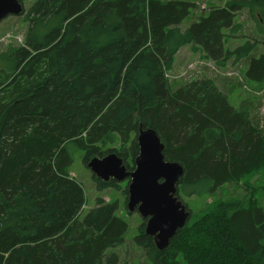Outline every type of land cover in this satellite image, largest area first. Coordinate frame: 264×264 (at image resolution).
Returning <instances> with one entry per match:
<instances>
[{
  "label": "trees",
  "instance_id": "16d2710c",
  "mask_svg": "<svg viewBox=\"0 0 264 264\" xmlns=\"http://www.w3.org/2000/svg\"><path fill=\"white\" fill-rule=\"evenodd\" d=\"M19 1L32 2L19 16L23 40L0 53V264H117L127 222L101 198L81 217L84 191L67 170L68 147L84 151L85 167L114 154L131 173L136 136L147 128L164 160L183 168L175 196L185 206L227 184L246 191L191 214L164 250L142 220L134 243L148 263L264 264V208L250 186L264 170V135L212 79L167 76L188 46L220 68L245 61V80L263 87L264 0H224L185 30L195 0ZM242 12L255 37L234 46ZM91 179L126 206L129 178Z\"/></svg>",
  "mask_w": 264,
  "mask_h": 264
},
{
  "label": "rangeland",
  "instance_id": "374dc122",
  "mask_svg": "<svg viewBox=\"0 0 264 264\" xmlns=\"http://www.w3.org/2000/svg\"><path fill=\"white\" fill-rule=\"evenodd\" d=\"M186 1L192 2V0ZM197 1V10L180 25L181 30L187 29L191 23L197 20L201 13L206 11L208 6V3H206L207 0ZM31 3V1L26 2L24 4V10H26ZM237 19L238 22L243 24L244 28L239 33L240 39L238 38L235 44L233 43L234 46L244 43L245 40L243 38L252 41L255 37L254 24L250 22L247 13L242 12L238 14ZM25 29L26 25L22 22L21 17H8L3 20L0 23V53H2L8 45L20 44L23 40ZM260 39L262 40L263 38ZM188 48V46H185L180 49L185 50ZM262 51L263 49L259 45L255 48L254 53L259 55ZM245 65L246 62L242 61L236 65L228 63L226 67L220 68L216 66L213 61L203 59L201 53L196 52V54L192 53V55H190V51L185 50L184 52H180L176 57L173 71L167 74V76L172 82L178 81L180 83H187L201 78L212 79L219 90L227 93L228 101L234 109L248 110L251 122L259 128L264 135V86L262 87L252 81L245 80ZM68 152L72 159L71 164L67 167L69 175L82 185L84 191V206L81 217L96 206L98 198H101L104 202L110 200L116 202V214L122 216L128 225V229L124 235L123 245L114 250L117 256V264H149L144 250L134 243V237L138 235L137 228L143 219L136 211L128 213L120 192L112 189L98 192L95 189L91 179V172L83 164V157L85 155L83 150L71 144L68 147ZM250 182L252 183L250 186L256 190L253 194L255 199H257L264 208V170L261 174L252 178ZM120 183L123 185V183L126 182L123 181ZM245 195L246 191L242 183L237 185L227 184L222 188L221 192H218L215 196L209 197L203 193L201 195L185 198L183 202L191 212L192 218H195L213 199L222 197L242 199Z\"/></svg>",
  "mask_w": 264,
  "mask_h": 264
},
{
  "label": "water",
  "instance_id": "95a60500",
  "mask_svg": "<svg viewBox=\"0 0 264 264\" xmlns=\"http://www.w3.org/2000/svg\"><path fill=\"white\" fill-rule=\"evenodd\" d=\"M23 11V3L19 0H0V23L8 17L21 16ZM136 140L139 154L131 173L114 154L91 159L87 168L104 182L120 183L129 178L127 211H136L145 220V234L152 237L158 250H164L191 215L175 196L183 168L164 160V145L151 128L140 129Z\"/></svg>",
  "mask_w": 264,
  "mask_h": 264
},
{
  "label": "crops",
  "instance_id": "0c3cea01",
  "mask_svg": "<svg viewBox=\"0 0 264 264\" xmlns=\"http://www.w3.org/2000/svg\"><path fill=\"white\" fill-rule=\"evenodd\" d=\"M196 1V3L198 4V1L197 0H195ZM206 3H208V6H207V8L209 7V6H219V5H222L223 3H224V0H207L206 1ZM207 8H206V10H207ZM202 9H203V7H202ZM185 50H189L190 51V55H192V52H191V49L190 48H188V49H185ZM185 50H179L178 51V53H177V55H176V57L180 54V52H184ZM199 53V52H198ZM196 54V53H195Z\"/></svg>",
  "mask_w": 264,
  "mask_h": 264
}]
</instances>
